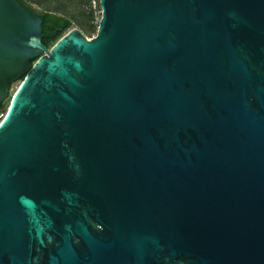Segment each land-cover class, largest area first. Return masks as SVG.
Masks as SVG:
<instances>
[{
	"label": "water",
	"instance_id": "1",
	"mask_svg": "<svg viewBox=\"0 0 264 264\" xmlns=\"http://www.w3.org/2000/svg\"><path fill=\"white\" fill-rule=\"evenodd\" d=\"M99 3L0 0V264H264V0Z\"/></svg>",
	"mask_w": 264,
	"mask_h": 264
},
{
	"label": "rangeland",
	"instance_id": "2",
	"mask_svg": "<svg viewBox=\"0 0 264 264\" xmlns=\"http://www.w3.org/2000/svg\"><path fill=\"white\" fill-rule=\"evenodd\" d=\"M35 13H41L49 9L57 14L65 16L71 20L70 28H78L88 38L96 33L99 18L101 16V6L99 0H22ZM53 43V42H52ZM15 81L10 90V95L18 85ZM10 97V96H9ZM9 97L4 101V108L7 107ZM5 112V109L2 110Z\"/></svg>",
	"mask_w": 264,
	"mask_h": 264
},
{
	"label": "trees",
	"instance_id": "3",
	"mask_svg": "<svg viewBox=\"0 0 264 264\" xmlns=\"http://www.w3.org/2000/svg\"><path fill=\"white\" fill-rule=\"evenodd\" d=\"M25 6H27L33 13H35L28 5H26L22 0H20ZM38 14L42 17V33L44 32H49L55 28V26L60 25L62 27L61 30H58L57 33L52 37L48 38L43 36L42 37V42L50 46L52 42H54L62 33L65 29H67L71 25V20L65 16H62L60 14H57L53 11H48L44 10L41 13H35ZM4 103L1 104V109L4 110Z\"/></svg>",
	"mask_w": 264,
	"mask_h": 264
},
{
	"label": "flooded vegetation",
	"instance_id": "4",
	"mask_svg": "<svg viewBox=\"0 0 264 264\" xmlns=\"http://www.w3.org/2000/svg\"><path fill=\"white\" fill-rule=\"evenodd\" d=\"M57 27H61V26L60 25L55 26V28H57ZM55 28L53 30H55ZM53 30H51L49 32H44L43 36L48 37L47 34L51 33ZM48 38H52V37H48Z\"/></svg>",
	"mask_w": 264,
	"mask_h": 264
},
{
	"label": "built area",
	"instance_id": "5",
	"mask_svg": "<svg viewBox=\"0 0 264 264\" xmlns=\"http://www.w3.org/2000/svg\"><path fill=\"white\" fill-rule=\"evenodd\" d=\"M3 114H4V112L2 110H0V120H1V118L3 116Z\"/></svg>",
	"mask_w": 264,
	"mask_h": 264
}]
</instances>
